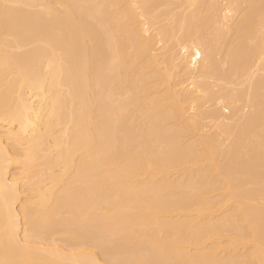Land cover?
Instances as JSON below:
<instances>
[{
  "label": "bare ground",
  "instance_id": "obj_1",
  "mask_svg": "<svg viewBox=\"0 0 264 264\" xmlns=\"http://www.w3.org/2000/svg\"><path fill=\"white\" fill-rule=\"evenodd\" d=\"M230 1L223 18L215 1L207 8L218 10L216 25L246 5L229 24L235 36L226 45L224 74L206 36L212 13L195 7L177 15L164 1L168 21L159 18L156 33L168 36L169 64L186 76L165 85L158 73L164 55L154 51L155 38L143 35L158 16L153 0H0V264H107L109 247L132 264H264V118L255 115L256 91L244 98L258 123L250 111L237 118L235 100L221 96L239 73L249 76L251 57L263 59L257 49L264 42V0ZM246 41L253 47L242 52ZM168 75L164 80L176 76ZM149 77L166 88L151 91ZM215 94L217 108L204 111L201 98ZM207 117L214 132L188 142ZM216 176L223 186L214 191L224 199L211 203ZM177 188L182 198L172 194ZM224 217L225 228L231 219L237 224L222 229ZM91 226L111 231L113 248L107 235L104 252ZM61 231L63 238H51ZM142 248L147 255L140 256ZM223 251L232 252L233 262Z\"/></svg>",
  "mask_w": 264,
  "mask_h": 264
},
{
  "label": "rangeland",
  "instance_id": "obj_2",
  "mask_svg": "<svg viewBox=\"0 0 264 264\" xmlns=\"http://www.w3.org/2000/svg\"><path fill=\"white\" fill-rule=\"evenodd\" d=\"M164 1L166 2V0H153V2L155 3V5L156 6H154V3H153V6L154 7H157V9H156V12H154L156 15L158 14V16L156 17V18H153V19H155V21H154V24H152V26L151 27H149V30L145 33V32H143V35H145L144 37L145 38H148V36L151 38H155L154 40H157V43H154L155 45H154V51L155 52H158L157 54H160L161 56H163L164 55V58H162L161 59V56L160 55H158V57H160L159 59H161L159 62H160V65H162V66H160L162 69L160 70L159 68V71H158V73L160 74L159 75V77L160 78H162L163 79V81H165V85L167 84V85H170L171 83V85H173L174 83H176L178 80L179 81H181V79H183L184 77H186V76H181L180 77V75H181V72L180 73H177V72H179V67L177 66V67H175L174 69H172L171 68V64H169L170 62H169V55H170V53L169 54H167V52H166V47H167V44H165L166 42H168L169 44H170V40L169 39H167L168 38V36H162L161 37V35H158V33H156L157 32V29H155L156 27H157V24H156V22L158 23H160L161 21V19H162V22H163V20H165V19H163L162 17H163V15L161 14L168 6H165V3H164ZM167 1H169V2H167L168 4H169V7L167 8L168 10L170 9V10H172V9H175V11L174 12H176L177 11V15H180L181 13L180 12H182V10H185V12H187V11H189V12H187V13H194L193 12V9L195 8V7H198L199 8V10H200V12H205V14L206 13H208V14H211L212 12V9L211 8H215L214 6H217L218 7V10H219V15L221 14V16H222V18H223V15L222 14H224V12L226 13V11L228 12V0H213L212 2H211V0H180L179 2L177 1V0H175V2L177 1V3H174V1H172V0H167ZM215 1V3L214 4H212V5H214L213 7H210L209 6V9H211V10H209V9H207L208 8V5H211V3H213ZM232 1V0H231ZM230 1V3L232 4V2ZM236 1V0H235ZM239 1V0H238ZM150 2H151V0H150ZM156 2H157V4H156ZM172 2V3H171ZM191 2H192V6H191ZM217 2V3H216ZM237 2V1H236ZM240 2V1H239ZM241 2H242V0H241ZM152 3V2H151ZM167 3H166V5H167ZM197 3V6L195 5ZM210 3V4H209ZM241 4V3H240ZM243 4V3H242ZM241 4V5H242ZM244 4H246V2H244ZM243 4V5H244ZM172 5H173V7H172ZM201 6V7H199V6ZM233 5H235V4H233ZM242 5V6H243ZM238 6L240 7V5L238 4ZM161 7V8H160ZM165 9H164V8ZM176 7V8H175ZM188 7H190V8H188ZM230 7V6H229ZM187 8V9H186ZM232 8H234L235 9V7L233 6ZM237 8V7H236ZM241 8V7H240ZM243 8V7H242ZM244 8L246 9V5L244 6ZM239 9V11L238 12H236L235 14V17L237 18L238 17V14L240 15L241 14V12H246V11H244L245 9ZM197 8H195V10H196ZM221 9H222V11H223V13H222V11H221ZM160 10H162V12L160 11ZM190 10H191V12H190ZM194 10V11H195ZM199 10H198V13H200L199 12ZM202 10V11H201ZM204 10V11H203ZM214 10H216V9H213V11ZM217 10V11H218ZM157 11H158V13H157ZM160 11V12H159ZM217 11H214L215 13H217ZM247 11H249V9H247ZM136 12V11H135ZM185 12H183V13H185ZM195 12H197V10L195 11ZM160 13V14H159ZM214 13V14H215ZM202 14H204V13H202ZM213 13H212V16H214V17H212V20L213 21H208V22H210V23H208L207 22V27H205V29L207 30V31H209V33H210V31H211V33L209 34L208 32H206V31H204L203 33H204V35H206L205 34V32L207 33V35L206 36H208V37H210V38H208V40H211L212 41V46H213V48H214V50H213V54H212V56H213V59L216 61V63H215V66H216V70L219 72V73H221V71H222V74H224L225 73V63L228 61L227 59H228V53H227V57L225 56L226 55V51H228L229 49V47H231V44H230V46H229V44H228V42L230 43L231 41H232V39L231 38H233L234 36H235V30H234V35H233V29H234V27H232V25H233V22H234V20H235V17H234V20H233V18L232 19H229V21H226V19L227 18H225V20H221V18L218 16V20H219V18H220V20L221 21H219V22H216V25H215V16L217 15H214ZM233 14V13H232ZM140 15V14H139ZM138 15V20H140L141 19V22L143 21H145L144 19H145V16H144V18L142 17V18H140V16ZM229 15V14H228ZM136 16H137V14H136ZM160 16V17H159ZM165 17V16H164ZM159 18H160V20H159ZM167 20V19H166ZM165 20V23L168 21H166ZM232 22H231V21ZM147 21V20H146ZM149 21V20H148ZM217 21V20H216ZM228 22H230V23H228ZM221 25H220V24ZM224 23H226V24H224ZM218 24H219V26H218ZM229 24H232L231 26L229 25ZM154 25H155V27H154ZM209 25H211V30L210 29H208V27H210ZM205 26H206V23H205ZM229 26V27H228ZM214 27V28H213ZM227 27H228V29H227ZM231 27V28H230ZM176 28V25H174V29ZM200 28H201V26H200ZM202 28H204V24L202 25ZM213 28V29H212ZM221 31H220V30ZM176 30V29H175ZM202 29H200V31H201ZM218 32H217V31ZM203 31V30H202ZM173 33H175V31H172ZM214 32V33H213ZM220 32H222V33H220ZM215 33H219V34H221V35H217L218 36V38H217V36H215ZM226 33V34H225ZM155 34H157L158 36H160L159 37V39H158V36L156 37V35ZM229 36H228V35ZM146 35H148L147 37H146ZM232 35H233V37H232ZM213 37V38H212ZM229 37V38H228ZM244 37V36H243ZM163 38V39H162ZM166 38V39H165ZM149 39V38H148ZM165 39V40H164ZM224 39V40H223ZM150 40H152V39H150ZM227 40V41H226ZM241 40H242V38H241ZM243 40H244V38H243ZM264 40V38L261 40V41H263ZM210 41V42H211ZM222 41V42H221ZM225 41V42H224ZM245 41V40H244ZM153 42V41H152ZM154 42H156V41H154ZM213 43H214V45H213ZM218 43V44H217ZM222 43V46L220 45ZM245 44H240V47L242 46L243 47V45L244 46H246L245 48L243 47V51L242 52H246V51H248L249 52V49L251 50V47H253V44H252V46L249 48L248 46H250V44H249V42H244ZM246 43H248L249 45L247 46L246 45ZM250 43H252V41H250ZM228 44V45H227ZM166 45V46H165ZM217 47H216V46ZM226 45L228 46V48L226 47ZM169 46V45H168ZM215 46V47H214ZM221 46V47H220ZM224 46V47H223ZM260 46V47H259ZM258 47H259V49L263 52L264 50V42H260V45H259ZM152 47H153V45H152ZM228 50H227V49ZM167 49H170V47H167ZM218 49H220V50H218ZM225 49V50H224ZM245 49V50H244ZM259 49H257V52H259L258 54H263L264 55V52L262 53H260V51H259ZM172 50L170 49V51L169 52H171ZM257 52H256V55H255V57H257ZM163 54V55H162ZM224 54V56H222V55ZM243 55L244 54H241L240 55V57H241V59L243 60ZM259 55V56H260ZM263 59H262V58ZM216 58H218L217 60H216ZM223 58H225L224 59V61L222 60ZM259 58V57H258ZM260 58L262 59L261 61H259V59L257 60V59H255L254 57H251L250 59H249V61L251 60V64H252V62H254V61H256L257 60V62H256V65L255 64H253V65H251L250 64V62L248 63V66H252V71H249V76H250V78H249V76H247L246 78H244V79H242L241 77H244V76H242L241 75V73H239L240 75H238L237 76V80H236V83H234V84H232V83H227V85H225V86H223V88H222V90L224 89V91H225V94H223L222 93V97H224V95L225 96H227L228 94H226V93H229L230 95H228V96H230V100H231V97H232V100L231 101H234L235 102V104H236V106H235V104H234V106H235V109H236V117L237 116H241L242 114L244 115V112H245V114L247 115H249V106L250 105H248V100L246 101V99L244 98V96L245 97H249L250 96V98H252L251 97V95H253V92H255L256 91V93H254V97L256 96L257 98H259V99H262L261 101H262V104L264 103L263 101H264V79H263V75H264V72H263V70H264V65H262V64H264V56H260ZM166 59V60H165ZM252 59H253V61H252ZM239 60H240V58H239ZM242 60H240V61H242ZM163 61H166V63L164 64V62ZM259 61V62H258ZM161 62H163V63H161ZM220 62V63H219ZM222 62L224 63V66H223V64H222ZM262 62V63H261ZM255 63V62H254ZM260 65H259V64ZM257 64H258V67H257ZM168 65V66H167ZM226 65H227V63H226ZM164 66H165V68H164ZM254 66V67H253ZM225 67V68H224ZM261 67V68H260ZM224 68V69H223ZM251 68V67H250ZM255 68V69H254ZM257 68V69H256ZM258 68H260V70L258 69ZM137 68L135 67L134 68V70H136ZM169 69V70H168ZM223 69V70H222ZM253 69H254V72H253ZM262 69V70H261ZM168 70V71H167ZM133 71V70H132ZM163 71V72H162ZM176 71V72H175ZM131 72V71H130ZM129 72V73H130ZM133 72H135V71H133ZM172 72V74H174V76H175V78H168V80H164V78H167L166 76H169L168 74L169 73H171ZM136 74H137V70H136V72H135ZM164 73H165V75H164ZM251 73H253V75H254V77H253V75H251ZM130 74H132V72L130 73ZM262 74V75H261ZM133 75H134V73H133ZM133 75H131L132 77H133ZM150 75H151V73H150ZM149 76V75H148ZM162 76H165V77H162ZM252 76V77H251ZM257 76V77H256ZM228 77V76H227ZM150 78V77H149ZM148 78V80H150L151 82L150 83H148V87L150 88V87H152V88H150L151 89V91H156V90H159V87H160V89H162L165 85H162V84H164V83H162L161 85H156L153 81H152V79L150 78L149 79ZM181 78V79H180ZM252 78V80H250ZM161 79V80H162ZM178 79V80H177ZM185 79V78H184ZM183 79V80H184ZM248 79V80H247ZM257 79V80H256ZM250 80V81H249ZM187 81V80H186ZM245 81V82H244ZM246 81H247V83H246ZM263 81V82H262ZM252 82H253V86L256 88H254V87H249V89L247 88V86L249 85V84H251V86H252ZM178 83V82H177ZM186 83V82H185ZM208 84V83H207ZM154 85H155V88H154ZM244 85V86H243ZM259 85V86H258ZM263 85V86H262ZM260 89H259V88ZM165 88H166V86H165ZM233 89V90H232ZM248 89V90H247ZM224 91H221V92H224ZM220 92V93H221ZM250 92H252V94L250 95ZM260 94H261V96H260ZM217 95H219V92H218V94ZM243 95V96H242ZM216 94L214 95V96H212V97H210V98H212L211 100H207V99H205V100H207V102H205L204 100H203V98H201V100H202V104L204 105V106H202V109L204 108V109H208V110H210V109H212L211 107H216L217 108V106H216V101H217V99H216V97L218 98V96H216ZM220 96V95H219ZM123 97V96H122ZM238 97V98H237ZM256 97L254 98V105L256 106V110H255V112H256V117L257 118H259L260 117V119H261V117H262V119L264 118V111L261 109V111H259L258 109H257V106H259L260 107V104H261V102L260 103H258V105H257V102H259V101H255L256 100ZM235 98V99H234ZM216 99V100H215ZM227 99L229 100V97H227ZM229 100V101H230ZM216 102V103H215ZM237 102V103H236ZM233 105V104H232ZM247 105V106H246ZM264 105V104H263ZM255 106H253V107H255ZM261 107H263V106H261ZM252 108V107H251ZM264 108V107H263ZM203 109V110H204ZM234 109V110H235ZM240 109V110H239ZM206 110H204V111H206ZM207 110V111H208ZM190 111V110H189ZM241 111V112H240ZM251 111H252V109H251ZM251 111H250V113H251ZM263 111V114L261 115V112ZM191 112V111H190ZM192 112H193V110H192ZM253 112V111H252ZM254 112V113H255ZM207 114V112L205 113V115ZM223 114H225V113H223ZM241 116L240 118L242 119V117L244 118V116ZM255 115L253 116L252 115V113H251V115L250 116H252V117H250L251 119H254L253 121L254 122H260L261 120H259V121H255V119H256V117H255ZM235 117V118H236ZM247 117V116H246ZM249 117V116H248ZM255 117V118H254ZM238 118V117H237ZM239 118V121L241 120ZM205 119V120H204ZM236 120H238V119H236ZM256 120H258V119H256ZM264 120V119H263ZM262 120V121H263ZM199 121H200V125H198L197 124V127L195 128V130L194 131H192V135H191V133H189L190 134V140H189V136H186L185 137V139H186V141H188V142H193V141H195L194 139L197 137L198 138V134L197 133H199V132H202V134H206L207 135V132L210 134H212L213 132H211L210 131V127H212L211 126V123H207V122H209V119H208V117H207V119L206 118H203V119H200V120H198L197 121V123H199ZM234 123H236V121L234 122ZM257 123H255V129H254V127H253V129L254 130H256V128H257ZM206 124H207V126H206ZM203 128V129H202ZM258 129V128H257ZM211 130H214L213 129V127H212V129ZM198 131V132H197ZM205 131H207V132H205ZM210 131V132H209ZM260 132V131H259ZM194 134H196V135H194ZM210 134V135H211ZM262 134V133H261ZM261 134L259 133V137H261ZM263 134H264V129H263ZM263 134H262V136H263ZM188 135V134H187ZM194 135V139H192L191 140V137ZM187 137H188V139H187ZM222 138V137H221ZM262 140H264V139H262ZM263 142V144H264V141H261V143ZM261 146H262V144H261ZM264 147V146H263ZM264 149V148H263ZM246 157V156H245ZM241 160L243 159V162H244V157H241L240 158ZM242 162V161H241ZM15 165V164H14ZM14 165H11V170L13 171V172H15V170H17L18 169V164H16V166H14ZM13 166V167H12ZM50 167H51V169H52V166L53 165H49ZM56 166H58V165H55L54 167H53V171L55 170V169H58L59 170V167L58 168H56ZM242 166H244V165H242ZM17 169H16V168ZM197 168H199V166L198 165H196V167L194 166V169H197ZM181 171V174L179 173L180 171ZM179 170H177V172L179 173V175L180 176H182L183 174V172H182V170L181 169H179ZM260 170V169H259ZM11 171V172H12ZM264 171V170H263ZM17 172V171H16ZM177 172L176 171H172V175H174L175 173L177 174ZM190 172V171H189ZM174 173V174H173ZM184 173H185V170H184ZM186 173H188V171L186 170ZM185 173V174H186ZM171 175V176H172ZM68 175H66L65 177H64V179L65 178H68V180H69V178L70 177H67ZM178 176V175H177ZM179 176V180H180V182L182 181L183 182V180H181L182 179V177H180ZM173 178H174V176H172ZM171 177V178H172ZM217 177V178H216ZM215 178H214V184L212 185V187L211 186H209L211 189H212V192H211V197H210V200H211V203L212 202H216L215 200H223L224 199V196H221V194H222V191L220 192V187L218 186V184H220V182H221V186H223V184H222V181H221V179L220 178H218V176H216ZM172 178V179H173ZM177 179H178V177H176ZM45 179V178H44ZM68 180H64V181H68ZM84 180V179H83ZM80 181V185L81 186H85V184H83V182H85V180L84 181ZM89 180V179H88ZM87 180V182H86V184H89V181ZM179 180H178V183H180L179 182ZM213 180V179H212ZM220 180V181H219ZM46 183H47V181H48V179L46 178L45 180H44ZM63 181V180H62ZM62 181H60L59 183H61L60 184V186L62 185ZM82 182V183H81ZM58 184V183H57ZM64 184V183H63ZM20 186H21V184H20ZM58 187H59V185H57ZM215 186H218L219 188H217V189H215V191L217 190V193L214 191V188H215ZM23 187H26V186H22V188ZM183 189L184 188H181V190L183 191ZM28 190V189H27ZM27 190H25V191H27ZM178 190V191H177ZM177 190L176 191H173V190H171V192H172V194L173 193H175V195L177 196V197H181L182 198V195H181V192L179 191L180 189H178L177 188ZM219 190V191H218ZM213 191L215 192V194L213 193ZM178 192L180 193V194H178ZM214 194V196H213V194ZM218 193H219V195H218ZM223 195V194H222ZM20 196H22L23 197V199L25 198V194H24V192L20 195ZM22 197H20L19 198V200L20 201H16L17 203H15L16 205H18V203L19 202H21L23 199H22ZM20 205V204H19ZM18 205V206H19ZM17 206V207H18ZM64 215V213L62 214V216ZM223 216L225 215H227V214H222ZM65 216V215H64ZM63 216V217H64ZM219 216H221V215H219ZM60 217V216H59ZM58 217V218H59ZM222 218V217H221ZM232 218V217H231ZM230 218V219H231ZM235 218V217H234ZM228 220H229V217L228 218H225L224 217V221H222L221 223H218L219 224V227H221L222 229H227V228H232V226L233 225H235L234 223H236L237 224V222H234L232 225H230L231 224V222L233 221L232 219H231V222L227 225L228 227H224L226 224H227V222H228ZM221 221V220H220ZM236 221V220H235ZM97 222V224L96 225H98V224H100V221H96ZM84 223H86V222H83V225L85 226V224ZM89 224L91 223V222H88ZM91 224H93V222L91 223ZM82 224H81V226H82V228L84 227ZM95 225V224H94ZM21 226L23 227V221L21 220ZM62 226H65L66 227V224H63V225H61L60 227H62ZM86 226H87V223H86ZM85 226V227H86ZM236 226H238V225H236ZM84 227V229H86ZM243 227V226H242ZM95 229V230H93V232H94V235H96V233H98L99 232V234H98V236H102L103 238H102V240H103V244H104V241L106 242V239H107V235H108V238L110 237V240L108 241V242H110V244H111V248H113V245H114V243L112 242V232L111 231H109L108 230V233H107V231H105V230H102V229H100V230H102V231H99L98 230V227H96L95 228V226L93 227V226H91L90 228H89V230L88 231H90V229ZM234 228V227H233ZM237 228V227H236ZM238 231L241 229L239 226H238ZM164 230H163V232L162 233H164V232H168V233H164L165 235H167V234H169L170 233V230L168 231V230H166V227H164L163 228ZM235 229V228H234ZM247 230V228L246 227H243V231H246ZM241 231H242V229H241ZM21 232V231H20ZM91 232H92V230H91ZM106 233V234H105ZM164 234H162V235H164ZM97 235H96V237H98ZM58 237H60V238H63L64 237V232H58V233H54L53 234V236L51 237V238H54V239H58ZM88 238H90V236H88ZM225 239V238H224ZM60 240V239H59ZM225 241V240H224ZM116 242V241H115ZM102 244V243H101ZM101 244H99L100 246H101ZM108 245V247H109V244L108 243H106V246ZM106 246H105V244H104V247H103V251L104 252H107V250H108V253H105V255H104V257H106L107 258V260H108V262H106L107 264H114V263H116V264H132L129 260H127V259H124V258H121L120 256L121 255H119V252L116 250V249H114V251L115 252H112L111 251V249H110V247H109V249H107L106 251L104 250V248H106ZM251 246V245H250ZM250 246H248V247H243V248H239L238 247V249L237 250H241V253L239 254L238 253V251H237V253L239 254V256H244L243 255V252H244V250L246 251V253H247V250H249V248H250ZM102 247V246H101ZM239 250V251H240ZM109 251L111 252V253H109ZM145 252H147L148 253V251H145V249L144 248H142L141 250H139V254H140V256H142V253H143V256H145V255H147ZM224 252V256H226V257H229V259H227L226 261H229V260H231L232 262H233V259H232V256H233V254H232V252L230 253V251H228V254L227 253H225V251H223ZM226 252H227V250H226ZM233 253H234V251H233ZM237 253H234L235 254V256L237 255L238 256V254ZM114 254H115V256H117L118 258L116 259V260H113V257L112 256H114ZM244 254H245V252H244ZM114 256V257H115ZM223 256V257H224ZM235 256H234V263H235V261H236V258H235ZM240 257V258H241ZM109 258H110V260H109ZM225 259V258H224ZM237 259H239V258H237ZM242 259V258H241ZM241 259H239L240 261H242ZM243 259L245 260V258L243 257ZM238 260V261H239ZM119 261H120V263H119ZM205 264V263H204ZM206 264H211V263H209V262H206Z\"/></svg>",
  "mask_w": 264,
  "mask_h": 264
}]
</instances>
